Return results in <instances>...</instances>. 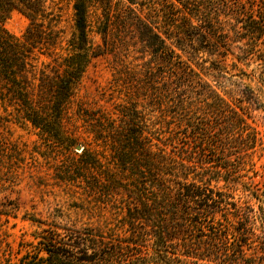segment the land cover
<instances>
[{"label":"trees","instance_id":"1","mask_svg":"<svg viewBox=\"0 0 264 264\" xmlns=\"http://www.w3.org/2000/svg\"><path fill=\"white\" fill-rule=\"evenodd\" d=\"M73 3L72 31L63 39V31L54 29L58 16L47 0H0L2 100L19 108L22 118L44 138L58 139L69 150L72 144L62 135L61 120L87 68L100 57L133 54L135 61L142 62L144 87L152 91L161 114L156 150L151 151L152 138L143 121L121 119L117 124L100 116L94 129L96 139L112 145L123 168L132 169L128 156L132 149H139L144 156L143 181L147 182L137 189L113 174L106 175L117 191L111 197L112 206L127 210L119 225L106 233L90 227L68 228L66 234L44 230L38 254L27 255L20 263L168 264L170 253L192 264H218L224 256L229 258L224 234L231 231L230 216L235 213L230 210L234 209L242 245L238 254L232 255L246 264H264V249L253 257H248L244 250L257 223L264 244V211L258 214L249 207H238L229 201L231 196L212 187L214 181H232L231 177L237 179V175L241 179L239 172L230 176L233 169L226 165L229 158L218 162L216 152L225 151L238 135L247 137L254 147L259 141L258 133L241 107H234L218 88L182 59V54L187 55L188 61L203 59L200 55L207 54L213 58L209 70L217 73L223 72L229 53L238 62H264V0ZM14 10L31 21L22 38L5 28L9 13ZM93 34L100 36L101 44ZM36 52L51 58V62L42 63L40 69ZM122 66L127 69L125 62ZM50 70L53 77L48 74ZM213 77L220 80V76ZM241 93L264 109L260 101L263 89L256 95L246 86ZM172 114L175 121L168 122ZM177 149L183 154H176ZM210 152L214 154L208 159ZM80 159L87 170L104 175V167L93 151L85 148ZM149 181H154L153 185ZM1 182V189L8 190L7 181ZM122 190L127 198L122 196ZM14 205L9 197L0 200V214L8 215ZM217 214L227 217V231L223 234ZM7 236L0 232V264H17L14 259L19 253H15ZM147 246H151V254L143 253ZM41 253L47 257H41Z\"/></svg>","mask_w":264,"mask_h":264},{"label":"rangeland","instance_id":"2","mask_svg":"<svg viewBox=\"0 0 264 264\" xmlns=\"http://www.w3.org/2000/svg\"><path fill=\"white\" fill-rule=\"evenodd\" d=\"M47 1L58 16L54 29L63 31L60 34L63 39L68 38L73 25V0ZM30 23L29 17L14 10L9 13L5 28L15 37L22 38ZM94 37L97 43H102L100 36ZM233 51L236 53L237 49L233 48ZM133 57V54L121 55L119 58L107 55L95 59L87 68L61 120L62 135L72 144L69 150L58 139L44 138L32 123L22 118L19 108L2 100L0 91V200L9 197L15 203L8 215L0 214V232L8 235L6 240L12 244L15 253H19L14 259L17 264H21L20 259L27 255L38 254L40 237L44 230L53 229L66 234L68 228L90 227L106 233L116 228L127 210L112 206L111 197L117 191L106 180V175L113 174L125 185H132L137 189H141L147 182L143 181L141 165L144 156L139 149H132L128 156L127 161L133 163L132 169L123 168L112 145L98 141L94 132L100 116L107 120L110 118V122L115 121L117 124L123 119L143 121L147 126V135L152 138L151 151L154 153L156 150L155 138L160 127L161 114L152 91L144 87L142 62L135 61ZM200 57L203 59L188 61L187 55L182 54V59L218 88L225 99L234 107L243 109L248 123L258 133L259 140L252 147L247 137L238 135L225 151H217V161L228 157L226 165L233 169L230 176L239 172L241 179L236 174L237 179L234 176L231 177L232 181H214L212 187L215 191L231 196L229 201L236 203L238 207H249L260 214L264 211V109L243 97L241 89L248 86L256 95L261 89L264 91V83L261 81L264 62L258 59L238 62L229 53L223 72L217 73L209 70L212 57L207 54H201ZM36 58L40 69L43 68L42 63L47 64L52 60L37 52ZM124 62L127 69L122 66ZM48 74L50 77L55 75L51 70ZM213 75L220 76V80L215 81ZM260 101L264 104V94ZM172 117L173 114L168 117V122L175 121ZM166 127L168 129L169 126ZM217 140L215 139V143ZM176 142L179 144L178 140ZM78 146L97 155L104 167V175L89 171L83 166L80 158L84 150L78 152ZM174 151L178 155L183 154L178 149ZM213 154L210 152L208 159ZM151 177L150 174L149 179ZM1 181H7L8 190L1 189L4 184ZM149 183L153 185L154 181ZM124 191L120 192L127 198ZM230 212L235 213L230 216L233 225L231 231L224 234L228 239L229 258L224 256L218 264H246L232 255L240 251L242 236L237 230V212L234 209ZM226 219L222 214L216 215L222 234L227 231ZM256 225L254 234L244 246L248 257L260 254L261 248L264 249L260 224ZM152 251L151 246L143 248L145 254H151ZM167 254L168 264H192L183 257ZM40 255L47 257L46 253ZM181 260L184 262L181 263ZM197 264L215 263L198 261Z\"/></svg>","mask_w":264,"mask_h":264},{"label":"water","instance_id":"3","mask_svg":"<svg viewBox=\"0 0 264 264\" xmlns=\"http://www.w3.org/2000/svg\"><path fill=\"white\" fill-rule=\"evenodd\" d=\"M83 150H84V148H83L82 146H78V147H77V151H78V152H82Z\"/></svg>","mask_w":264,"mask_h":264}]
</instances>
